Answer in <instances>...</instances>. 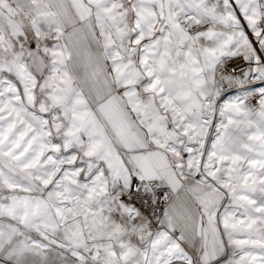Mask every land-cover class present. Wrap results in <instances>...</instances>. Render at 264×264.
<instances>
[{"label":"snow or ice","instance_id":"1","mask_svg":"<svg viewBox=\"0 0 264 264\" xmlns=\"http://www.w3.org/2000/svg\"><path fill=\"white\" fill-rule=\"evenodd\" d=\"M0 264H264V0H0Z\"/></svg>","mask_w":264,"mask_h":264}]
</instances>
